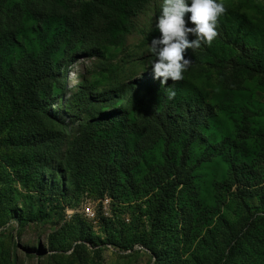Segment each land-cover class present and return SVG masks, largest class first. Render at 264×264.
<instances>
[{"label": "rangeland", "instance_id": "374dc122", "mask_svg": "<svg viewBox=\"0 0 264 264\" xmlns=\"http://www.w3.org/2000/svg\"><path fill=\"white\" fill-rule=\"evenodd\" d=\"M79 1L0 0V264H264V0H221L208 57L160 99L188 132L144 135L130 113L137 131L96 130L85 153L91 116L153 78L161 0L122 45L53 49Z\"/></svg>", "mask_w": 264, "mask_h": 264}, {"label": "trees", "instance_id": "16d2710c", "mask_svg": "<svg viewBox=\"0 0 264 264\" xmlns=\"http://www.w3.org/2000/svg\"><path fill=\"white\" fill-rule=\"evenodd\" d=\"M152 0H81L76 4L74 12L68 8L64 10L62 19V30L57 36V40L53 43V49L58 48L61 44L65 49H71L77 43H88L95 45L99 43L118 46L122 45L125 41L126 35L134 28L133 18L145 9ZM75 13V14H74ZM209 49L205 50L197 48L186 49L184 56L188 58L191 63L187 71L183 74V79L180 81L172 82L170 79L164 84H160L159 79H149L140 84L139 88L130 97L129 106L126 109L122 108L121 113L104 112L102 116L95 117L94 114L90 118V125L86 126L80 143H78V151L85 153L86 148L96 130L105 128L104 131L114 130L109 132L116 133L115 128L123 130L133 129L138 130L136 122H131L129 128L125 126L127 115L130 113L136 116L144 125L142 134L159 133L161 128H164L165 138L173 141L176 137L184 132L182 124H178L170 119L166 114H158V105L161 98H167L166 89L175 91L177 94L181 92L183 87L184 77L189 76L194 72L196 65L195 60L199 55H206L208 57ZM264 61L260 60L259 63L254 64L257 68L254 71L261 70L264 66ZM242 66V65H239ZM112 96H115L112 94ZM114 102V98H111ZM92 113V110H90ZM124 125V126H123ZM94 148L99 149L103 147V155L107 156L115 145L108 139L102 138L98 142H94ZM92 150V149H90ZM88 157V156H86ZM167 165L173 167L171 157L167 158ZM51 204V202H49ZM42 212V207L39 208Z\"/></svg>", "mask_w": 264, "mask_h": 264}, {"label": "clouds", "instance_id": "9594fccd", "mask_svg": "<svg viewBox=\"0 0 264 264\" xmlns=\"http://www.w3.org/2000/svg\"><path fill=\"white\" fill-rule=\"evenodd\" d=\"M225 12L221 0H161L155 19L159 36L148 44V52L154 57L149 63L153 79H159L161 85L169 79L182 80L191 63L184 56L185 50L200 48L202 43L210 45L217 35L218 18ZM186 22L194 26H186ZM189 34L194 39L189 40ZM166 96L173 99L175 91L166 89Z\"/></svg>", "mask_w": 264, "mask_h": 264}]
</instances>
